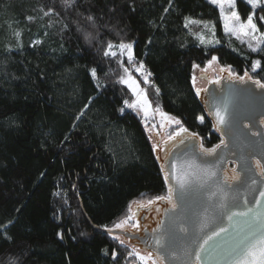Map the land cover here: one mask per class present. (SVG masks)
I'll use <instances>...</instances> for the list:
<instances>
[{
    "label": "trees",
    "instance_id": "trees-1",
    "mask_svg": "<svg viewBox=\"0 0 264 264\" xmlns=\"http://www.w3.org/2000/svg\"><path fill=\"white\" fill-rule=\"evenodd\" d=\"M238 5L245 19L252 6ZM213 21L219 39L205 44ZM109 43L133 46L154 76L152 111L207 147L221 138L194 64L217 56L264 82V43L227 41L210 0H0V264H130L132 244L92 224L110 227L133 199L167 194L146 118L124 103L134 98L121 82L128 56H105Z\"/></svg>",
    "mask_w": 264,
    "mask_h": 264
},
{
    "label": "water",
    "instance_id": "water-1",
    "mask_svg": "<svg viewBox=\"0 0 264 264\" xmlns=\"http://www.w3.org/2000/svg\"><path fill=\"white\" fill-rule=\"evenodd\" d=\"M219 72L218 78L210 79V71H201L199 75L208 83L196 89V95L220 133L221 139L214 145L220 147L205 154L201 146H214H205L198 133L183 127L187 132L178 130L170 138L160 139L155 148L167 184V194L160 197H167L172 189L176 207L166 199L135 202L134 217L140 225L135 229L92 224L149 252L156 264H236L229 253L242 241L256 246L259 259L258 242L264 237V82L227 69ZM217 110L224 124L218 122ZM208 168L215 176H208ZM240 212L248 214L228 220L229 215ZM221 227L227 231L201 249L203 239Z\"/></svg>",
    "mask_w": 264,
    "mask_h": 264
},
{
    "label": "rangeland",
    "instance_id": "rangeland-1",
    "mask_svg": "<svg viewBox=\"0 0 264 264\" xmlns=\"http://www.w3.org/2000/svg\"><path fill=\"white\" fill-rule=\"evenodd\" d=\"M245 1H247L249 3V0H245ZM250 5L252 6V9L249 11L248 17L252 16V23L256 26L255 30H253L248 25V17H246L245 19L242 17V13H241V11L239 9V5H238V0H235V7L234 8H228L227 6H225V12H224V16L229 18V20H228L229 26L231 28H233L234 31L233 32H226L225 31V28H224L225 19L221 16V12H220V21L222 24V29L224 32L225 39L227 41L231 40L233 38H237L240 41H242L244 44H246L248 47H250L252 49H259L261 44L264 43V0H259V3H257L255 6H253L252 4H250ZM216 6L219 8L218 5H216ZM219 11H220V9H219ZM233 11H235L238 14L239 20L232 18L231 14ZM196 21H198V20H196ZM202 37H203V40L201 39ZM199 38L205 44H210L212 42L218 41V39H219V37H218V26L215 23V21L207 22L206 30L204 32L200 33ZM132 50H133V46H132L131 52H132ZM112 51L120 52V49L118 47H113ZM123 55L128 56V53L125 52ZM215 57H217V56H215ZM209 61H211V63H209ZM209 61L203 66L199 65V64H194L193 71H192V83H193L195 89L205 87L206 79L202 78L199 75L201 73V71L202 72L210 71V79L218 78L220 73H221V72H219V70L222 71V70L227 69L229 71H232V67L230 65L222 64L219 61L218 57L214 61L212 59H210ZM133 62H134V64L136 63L134 57L132 59V62H128V69H129L130 74L132 73L133 70H134L133 72L136 74V75L131 74V76L135 79L136 84L133 85V87H130V89L134 93V98L132 99V101L129 104L135 103L136 104L135 108L139 112H141V114H143V116H145L146 119L144 121H145V125L147 127V130H148L149 137H150L152 143L155 146H157L158 141L160 139L165 140L169 131H171V130L174 131V133H175V131L178 128L182 127V123L177 117H174V116H172L166 112H163V111L153 112L152 111V106H151V103L149 101L148 94L146 92V87H145V85L147 83L145 82L146 80L144 81L145 77L148 78V74L143 73V77H144V79H143V77L140 76V73L135 70L136 67H139V63H136L135 64L136 66H134ZM127 79H128V76L125 78V80H127ZM139 80L143 84H141L139 82ZM150 85H151V83H150ZM133 88H136L137 91L134 92ZM137 93H140V95H137ZM142 97L144 99H142ZM145 111L147 112V115H145ZM176 121H179V123H177ZM135 202L136 203H142V202L149 203V199L148 198H135V199H133L130 202V205H129L128 210L126 211L125 215H123L118 220H116L110 226L111 228H114V225L116 223L124 220L125 217H127V216H131L132 219L130 221H128V223L123 228H120V229L132 228L131 224L136 223L135 217H134V208L132 207V205ZM130 252L133 253L131 255L132 261L130 264H141V260L138 258L136 253H139V256H143L147 259L149 258V256H152V255H150L149 252L140 250L133 245H132V249ZM153 259H154V261L152 259H150L149 262L152 264H156L155 258H153Z\"/></svg>",
    "mask_w": 264,
    "mask_h": 264
},
{
    "label": "snow or ice",
    "instance_id": "snow-or-ice-1",
    "mask_svg": "<svg viewBox=\"0 0 264 264\" xmlns=\"http://www.w3.org/2000/svg\"><path fill=\"white\" fill-rule=\"evenodd\" d=\"M65 3H71V0H65ZM211 3L219 6L221 16L225 19V25H224L225 31L226 32H233L234 29L229 26V23H228L229 18L224 16V12H225V6H227L228 8H234L235 7V0H211ZM249 3L252 4L253 6H255L257 3H259V0H249ZM45 15H48V13L46 12ZM231 15H232V18L239 20V16L235 11H233ZM29 19L31 20L33 18L29 17ZM89 19H92V18L89 17ZM191 22L192 23H199V21H191ZM204 23L207 26V22H204ZM248 25L253 30H255L256 26L252 23V16L248 17ZM201 39L203 40V37ZM37 43H39V41ZM107 47H108V51H105V53H104L105 56H109V55L116 56L117 52L112 51V49H113V47H118L120 49L119 54L123 55L125 52H127L128 53V60H129V62H132L133 57H132V52H131V49H132L131 44L120 43L119 45H113V44L109 43ZM216 59H217V57H215V56L212 57L213 61ZM209 63H211V61H209ZM135 70L137 72L143 73V71H144L143 63L140 62L139 67H136ZM124 71H125V73L128 74V79L125 80V79L121 78V82L128 84L129 87H133V85L136 84L135 79L131 76V74L129 73L127 68H125ZM91 73H92L93 77H95L96 76V69L95 68L91 69ZM241 79H242V77H241ZM145 80L147 81V77H145ZM133 91L136 92L137 89L133 88ZM137 95H140V93H137ZM142 99H144V98L142 97ZM124 103L129 108L136 107L135 103L129 104L128 101H124ZM145 115H147L146 111H145ZM216 116H217V120L220 124L225 123L224 117H223V115H221L219 110H217ZM200 119H201V121H203L204 117L201 116ZM176 122L179 123V121H176ZM180 132H187V129L181 128ZM176 135H179V132L176 133ZM196 135H197L196 133H192V136H196ZM221 144H223V141H221ZM218 147H220V145H216L211 149H204L203 146H201L202 151L205 154H211V153L215 152L216 148H218ZM206 171H207V174L209 177L215 176V172L212 171L211 168H208ZM183 183L184 182L181 181L182 187H183ZM172 191H173L172 189H169V195L167 197H156V199L157 200L166 199L169 202H172V195H171ZM212 195H215V193H213ZM261 195H264V193H262ZM152 202L153 201L150 200L149 204H151ZM220 206L224 207L223 200H221ZM172 207L173 208L176 207L174 202H172ZM250 211H251V209L248 210V212H250ZM248 212L232 213L231 215L228 216V220L231 222L235 216H246L248 214ZM131 219H132L131 216L125 217L124 220L116 223L114 225V228H116V229L123 228L128 223V221H130ZM257 219H259V216H257ZM261 223L264 224V221H262ZM204 226L205 225H202L201 230H203ZM131 227L135 229V228H139L140 225L138 222H136V223H132ZM251 227L252 226H250V231H251ZM109 231H111V230H109ZM226 231H227V229L223 228V227L219 228V231H213L211 235H208V236H206V238L203 239V243L200 244V248L203 249L204 245H206L210 240H212L213 237L219 236L220 233L226 232ZM115 238L119 239V237H115ZM120 243L123 244L124 241L121 240ZM156 243L159 245L161 243V241L159 239H157ZM258 243H259V259H257L256 246H250L249 244H247L246 242H243V241L241 242V244L237 245L235 248H232L230 250L229 254L233 255L235 257L236 264H264V237H261V240ZM132 254L133 253H131V252L129 253L130 256ZM112 255L115 256L116 253L113 252ZM136 255L139 256V253H136ZM197 257H198V254H197ZM139 258L141 260L145 259L143 256H139Z\"/></svg>",
    "mask_w": 264,
    "mask_h": 264
},
{
    "label": "built area",
    "instance_id": "built-area-1",
    "mask_svg": "<svg viewBox=\"0 0 264 264\" xmlns=\"http://www.w3.org/2000/svg\"><path fill=\"white\" fill-rule=\"evenodd\" d=\"M135 59V62L136 63H140L141 61L140 60H138L137 58H134ZM135 63V64H136ZM134 64V62H133V65L134 66H136ZM143 66H144V71H143V73H147L148 74V80L147 81H145V79H144V77H143V73H141V72H139L140 73V76H142L143 77V79H144V81L146 82V83H148V84H154V76H153V74L149 71V69L147 68V66H145L144 65V63H143ZM147 71V72H146ZM184 127V125H182V127H180V128H178L176 131H178V130H180L181 128H183ZM175 131V132H176ZM204 144V143H203ZM205 145V144H204ZM206 146V145H205ZM138 258H139V256H138ZM145 258V257H144ZM154 257H152V256H149V258L147 259V258H145L144 260H141L140 258V260H141V264H151L150 262H149V260L150 259H152L153 261H154V259H153Z\"/></svg>",
    "mask_w": 264,
    "mask_h": 264
},
{
    "label": "flooded vegetation",
    "instance_id": "flooded-vegetation-1",
    "mask_svg": "<svg viewBox=\"0 0 264 264\" xmlns=\"http://www.w3.org/2000/svg\"><path fill=\"white\" fill-rule=\"evenodd\" d=\"M214 79V78H213ZM208 82H206L205 86L207 85Z\"/></svg>",
    "mask_w": 264,
    "mask_h": 264
}]
</instances>
